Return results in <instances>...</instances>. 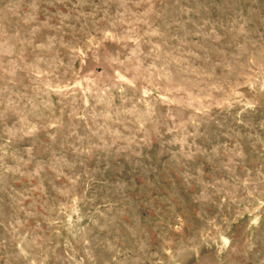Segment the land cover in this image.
<instances>
[{
  "label": "rangeland",
  "instance_id": "1",
  "mask_svg": "<svg viewBox=\"0 0 264 264\" xmlns=\"http://www.w3.org/2000/svg\"><path fill=\"white\" fill-rule=\"evenodd\" d=\"M0 264H264V0H0Z\"/></svg>",
  "mask_w": 264,
  "mask_h": 264
}]
</instances>
